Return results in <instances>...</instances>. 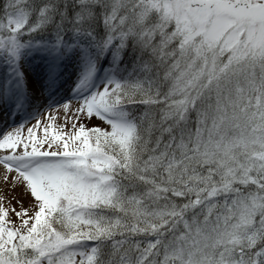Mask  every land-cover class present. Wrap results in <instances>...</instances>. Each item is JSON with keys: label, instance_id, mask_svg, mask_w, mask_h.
Returning <instances> with one entry per match:
<instances>
[{"label": "snow or ice", "instance_id": "obj_1", "mask_svg": "<svg viewBox=\"0 0 264 264\" xmlns=\"http://www.w3.org/2000/svg\"><path fill=\"white\" fill-rule=\"evenodd\" d=\"M0 181V264H264V0H0Z\"/></svg>", "mask_w": 264, "mask_h": 264}, {"label": "rangeland", "instance_id": "obj_2", "mask_svg": "<svg viewBox=\"0 0 264 264\" xmlns=\"http://www.w3.org/2000/svg\"><path fill=\"white\" fill-rule=\"evenodd\" d=\"M2 185H3V182L2 181H0V192H3V191H5L4 189H3V187H2ZM15 192L18 194L19 192H20V189L19 188H17L16 190H15ZM6 195H8V196H11L12 195V193H6ZM24 199H25V202L27 203L28 202V200H29V198L28 197H24ZM13 203H15V201H13ZM17 206H19V205H17Z\"/></svg>", "mask_w": 264, "mask_h": 264}]
</instances>
